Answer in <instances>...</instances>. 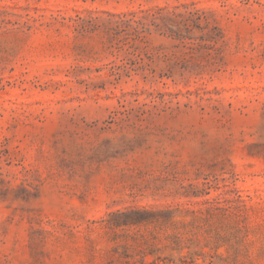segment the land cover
Here are the masks:
<instances>
[{
  "label": "rangeland",
  "instance_id": "obj_1",
  "mask_svg": "<svg viewBox=\"0 0 264 264\" xmlns=\"http://www.w3.org/2000/svg\"><path fill=\"white\" fill-rule=\"evenodd\" d=\"M0 264H264V0H0Z\"/></svg>",
  "mask_w": 264,
  "mask_h": 264
}]
</instances>
